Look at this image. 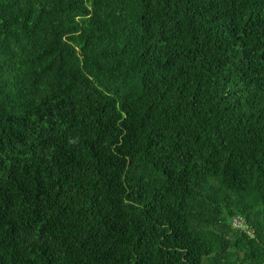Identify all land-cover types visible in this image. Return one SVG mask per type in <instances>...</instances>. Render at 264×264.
I'll return each instance as SVG.
<instances>
[{"label":"trees","instance_id":"obj_1","mask_svg":"<svg viewBox=\"0 0 264 264\" xmlns=\"http://www.w3.org/2000/svg\"><path fill=\"white\" fill-rule=\"evenodd\" d=\"M0 264H264V0H0Z\"/></svg>","mask_w":264,"mask_h":264},{"label":"built area","instance_id":"obj_2","mask_svg":"<svg viewBox=\"0 0 264 264\" xmlns=\"http://www.w3.org/2000/svg\"><path fill=\"white\" fill-rule=\"evenodd\" d=\"M242 221H243V218L240 217V216H238V217H236L235 220H234V225H235L237 228H239V227L241 226V224H242Z\"/></svg>","mask_w":264,"mask_h":264},{"label":"rangeland","instance_id":"obj_3","mask_svg":"<svg viewBox=\"0 0 264 264\" xmlns=\"http://www.w3.org/2000/svg\"><path fill=\"white\" fill-rule=\"evenodd\" d=\"M235 226V225H234ZM236 227V226H235ZM237 228V227H236ZM241 230H250L249 225L247 224L246 220L243 219L241 226L239 227Z\"/></svg>","mask_w":264,"mask_h":264}]
</instances>
